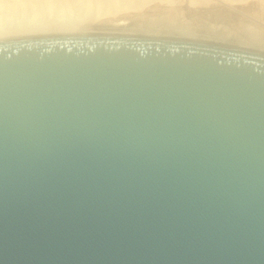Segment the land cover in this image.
Masks as SVG:
<instances>
[{
  "label": "water",
  "instance_id": "water-1",
  "mask_svg": "<svg viewBox=\"0 0 264 264\" xmlns=\"http://www.w3.org/2000/svg\"><path fill=\"white\" fill-rule=\"evenodd\" d=\"M0 264H264V52L0 40Z\"/></svg>",
  "mask_w": 264,
  "mask_h": 264
},
{
  "label": "bare ground",
  "instance_id": "bare-ground-1",
  "mask_svg": "<svg viewBox=\"0 0 264 264\" xmlns=\"http://www.w3.org/2000/svg\"><path fill=\"white\" fill-rule=\"evenodd\" d=\"M184 14L201 19L210 16L230 23L231 33L227 36L247 39L243 35L246 33L253 40L264 41V29L243 26L246 22L264 21V0H0V40L42 35H133L98 32L96 28L100 26L102 30V25L120 29L144 25L147 26L146 32L160 27L162 30L173 28L175 32L180 29L179 34L186 35L189 29L186 30L185 25L177 26ZM151 33L142 36L154 37ZM189 35L178 38L210 42L192 36L189 38ZM248 41L250 43L251 40ZM239 42L221 44L263 52L259 47L253 48L255 45L250 47L249 43L247 46Z\"/></svg>",
  "mask_w": 264,
  "mask_h": 264
},
{
  "label": "rangeland",
  "instance_id": "rangeland-1",
  "mask_svg": "<svg viewBox=\"0 0 264 264\" xmlns=\"http://www.w3.org/2000/svg\"><path fill=\"white\" fill-rule=\"evenodd\" d=\"M179 1L183 2V0H179ZM197 17L198 16L195 17L193 15L191 16V15H188V14H184L183 17H180V20L178 22L177 26H180V27L182 26L183 27V25H185V29L186 28L189 29V30L186 29L187 30L186 31V35H189V33H190L189 38L192 36L191 38H199V39H202V40H207V41L215 42V43H219V44H221V43H229V44H231V43H238L240 41L239 43L242 42L245 45H247L249 43L248 40H251L250 43L248 44V45L251 44L250 47H253L255 45V47H253V48H256V47L258 48L259 47L258 49H260V50H262L264 52V43H263L264 41H261V43H262L261 44L258 40H253L252 38H249V35H247L246 33H244L243 35H244V37L247 36L246 37L247 39H245V38L243 39L241 37L243 35H239V36L243 39L244 42H245V40L248 41L247 43H244L243 41H241L242 40L241 38L240 39L238 38L239 39L238 40L237 38H235L236 36H234V37L227 36L229 33H231V32H229V31H231L229 29L231 27L230 23H228L226 21H223V20L221 21V20H218V19H214L213 17H210V16L202 18V19L199 18V17L197 18ZM97 23H98V21H97ZM240 26L242 27V24ZM243 26H244V28H246V26H247L248 28L257 27V29H259V28L264 29V21L263 22H258V23L246 22V25H243ZM99 27L96 28V29L99 30L98 32L101 31V32H104V33H109L110 32V33H114V34H119L120 33V34H133V35H138V34H140V35H144V34L145 35H149V33L151 31L152 33L150 35L154 34L155 36L157 35L158 37H172V38H174V36H175L176 38H178V37H181V36H186V35H183L184 33H180L179 34V32H180L179 30L180 29H176L178 32L177 31L175 32V30L173 28L168 29V30L166 28L164 30H162V29H160L161 27L159 29H155V30H150L148 28L149 32H146L147 31L146 30L147 26H144V25L140 26V28L139 27H135V26H134L135 28L130 27V29H128V27H125V28L122 27L125 30L122 29V28L120 29V27H118L119 28L118 29V28H116V26H115V28L113 26H112L113 28H111L109 26L102 25L101 26L102 30ZM108 27L110 29H107ZM94 29H95V27H94ZM94 29H93V32H96V30H94ZM90 31H91V29H90ZM254 41H257L259 43H257V42L254 43ZM259 44H261V45H259Z\"/></svg>",
  "mask_w": 264,
  "mask_h": 264
}]
</instances>
